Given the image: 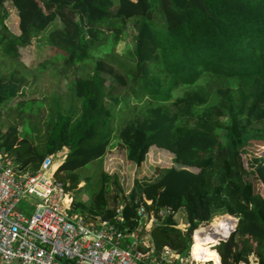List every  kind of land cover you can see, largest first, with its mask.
Masks as SVG:
<instances>
[{"label": "trees", "instance_id": "obj_1", "mask_svg": "<svg viewBox=\"0 0 264 264\" xmlns=\"http://www.w3.org/2000/svg\"><path fill=\"white\" fill-rule=\"evenodd\" d=\"M53 2L69 8L71 21L53 26ZM125 33L133 47L123 57L91 48L112 49ZM32 41L37 66L0 73V151L14 167L34 172L66 148L53 176L88 221L112 223L121 206L117 225L132 228L140 205L156 215L169 208L148 230L152 249L184 254L194 229L223 215L196 230L192 256L264 264V0H0V54L19 63ZM50 69L76 73L66 93L12 104ZM104 80L137 103L111 94ZM7 110L15 114L3 130ZM253 140L263 153L244 161ZM115 145L129 168L152 156L165 166L127 188L122 158L101 168ZM114 190L122 193L115 201Z\"/></svg>", "mask_w": 264, "mask_h": 264}, {"label": "built area", "instance_id": "obj_2", "mask_svg": "<svg viewBox=\"0 0 264 264\" xmlns=\"http://www.w3.org/2000/svg\"><path fill=\"white\" fill-rule=\"evenodd\" d=\"M53 158V155H48L34 172H24L14 169L8 154L0 151V262L212 264L211 261L193 257L192 244L186 255L168 246H163L157 256L148 250L121 247L120 239L127 236L133 238V244L139 241L138 230H124L117 225L123 223L121 207L116 208L112 223L98 217L88 221L83 214L73 211V193L53 177L56 169V166L51 165ZM21 200L33 204L32 213L17 208ZM171 212L169 208H162L156 216L148 215L141 205L136 215L141 226L147 229L157 225L160 219ZM202 225L201 228H205ZM216 242L212 244L213 248ZM256 263L257 259L250 256L247 261H239L237 264Z\"/></svg>", "mask_w": 264, "mask_h": 264}, {"label": "rangeland", "instance_id": "obj_3", "mask_svg": "<svg viewBox=\"0 0 264 264\" xmlns=\"http://www.w3.org/2000/svg\"><path fill=\"white\" fill-rule=\"evenodd\" d=\"M60 4H63L64 7L60 6ZM51 5L53 6L57 14V19L56 21H54L53 26L60 25V24L62 25L63 23L67 21H71L70 10L64 3L53 2ZM131 36L132 34H127V33L122 34L119 41L116 44H114L112 49H107L106 51L105 49L101 48V44L103 42L102 43L95 42L91 46V48H95L97 50L99 49V50H102V52L104 51L112 55L123 57L127 53V51L133 47V39L131 38ZM106 41H110V37H108ZM37 52L38 51L36 50L35 43L32 41L29 45L20 49L19 51L20 62L19 63L6 59L0 54V73H8L13 68L19 69L22 72H29L30 69H33L34 67L37 66V61L39 60V54ZM57 70L60 71L61 68H58ZM75 76H76V73H74L72 69L65 70L64 73L59 72L58 74L56 73V71L52 69L48 70L47 72L40 73L36 81L25 90V94H28V95L15 99L14 101H12V104H15V102H17L18 100H24L28 98L34 99L37 102L43 101V104H46L49 96L53 94H59L61 92L66 93L67 92L66 83L71 81L73 77ZM103 83L111 94L122 96L123 94L128 93L132 102L137 103V100L133 97V95H130L129 90L122 88V87H115V85H112L109 80H104ZM170 95L175 96V93H171ZM35 107H36V104H35ZM14 114H15L14 111H11V112H9L8 110L6 112L4 111V114H2V117H1V122H2L1 127L3 128V130H5V128L8 126L7 124L13 122L10 115H14ZM41 114H44L42 110H41ZM244 151H245L244 152L245 157L243 159L244 161L247 158H249L251 155H261L263 153V142L256 141V140L250 141L248 143V146L246 147V150ZM66 152H67L66 148L62 149V151L60 152H57V154L53 158L56 164V167H58L63 162ZM61 154H64V155L61 157ZM115 157L122 158V162L125 164V166H127L125 170V175L128 178V182L126 183L127 188L130 185V180L132 177L150 178L152 176H156L160 168L165 166V164H163L162 162L157 161L155 156H152L150 158L147 157L146 162L141 167L129 168L128 164L125 163V161L123 160L122 153L117 149V145H115L113 148H110L105 154V156L103 157L102 163H101L102 170L104 169L106 171H111L113 169V165L111 166L110 164H112ZM83 185H84L83 182H81L79 184V187H82ZM120 194L122 193H119L116 190L112 191L113 200L115 201L114 196H116V198H119ZM87 198L88 196L85 193H82L80 195V199L84 201ZM110 204H111V201H110ZM17 208L19 210H22L30 214L32 213L34 209V206L29 201L21 200L19 204L17 205ZM219 216H223V215H219ZM219 216H215L214 218H212V220L209 223L203 224L202 226L205 228H209L211 224L215 223V219ZM195 231L193 234H195ZM214 240L216 241L217 238ZM187 253L188 251H186L184 255H186Z\"/></svg>", "mask_w": 264, "mask_h": 264}, {"label": "crops", "instance_id": "obj_4", "mask_svg": "<svg viewBox=\"0 0 264 264\" xmlns=\"http://www.w3.org/2000/svg\"><path fill=\"white\" fill-rule=\"evenodd\" d=\"M111 41V40H110ZM91 220H93V218H90ZM137 224L135 227L129 228V227H123L124 230H138V235H139V241L135 244L132 243V237L127 236L125 238L120 239V246L122 247H126V246H130L132 248H138V249H143V250H148V251H152L155 254H158L160 250H153L152 249V243L149 237V232L148 230L150 229V227H148L147 229L142 227L140 224L139 219L136 220ZM196 232V231H195ZM194 235L193 234V239H194ZM194 241V240H193ZM0 264H3L2 262H0ZM14 264H18L17 262Z\"/></svg>", "mask_w": 264, "mask_h": 264}, {"label": "clouds", "instance_id": "obj_5", "mask_svg": "<svg viewBox=\"0 0 264 264\" xmlns=\"http://www.w3.org/2000/svg\"><path fill=\"white\" fill-rule=\"evenodd\" d=\"M57 168V167H56ZM148 202V201H147ZM141 206V205H140ZM142 206H144L143 204H142ZM119 207H121V206H118L117 207V209L119 208ZM145 207V206H144ZM146 209V208H145ZM137 210V209H136ZM159 210H157V212H158ZM146 212L148 213V211L146 210ZM148 215H153V216H156V214L155 213H148ZM137 216V215H136ZM138 217V216H137ZM139 219V218H138ZM152 227V226H151ZM150 227V228H151ZM197 229V228H196ZM195 230V229H194ZM192 235H193V232H192ZM192 235H191V243H190V246H191V244H192ZM218 235H220V234H218ZM217 235V236H218ZM217 242H216V244H215V246H214V250H216V245L221 241H218V240H216ZM190 246H189V249H190ZM189 249L187 250V251H189ZM217 251V250H216ZM217 254H218V256H219V253L217 252ZM219 263H220V256H219ZM221 264V263H220Z\"/></svg>", "mask_w": 264, "mask_h": 264}, {"label": "bare ground", "instance_id": "obj_6", "mask_svg": "<svg viewBox=\"0 0 264 264\" xmlns=\"http://www.w3.org/2000/svg\"><path fill=\"white\" fill-rule=\"evenodd\" d=\"M57 153H55V154H50V155H53L54 157H55V155H56ZM58 154H60V153H58ZM64 154H61V157L63 156ZM12 162V161H11ZM51 165H54V167L56 166V164H55V162H54V159H53V162H52V164ZM12 166H13V163H12ZM13 168L14 169H17L16 167H14L13 166ZM54 177V176H53ZM202 225V224H201ZM234 226L235 225H233L231 228H234ZM201 226H198V228H200ZM197 228V229H198ZM228 233H229V231H228ZM216 238H218V237H216ZM194 240V239H193ZM192 247H193V243H192ZM211 249H213V246H211ZM214 250V249H213ZM216 251V250H215ZM152 253V252H151ZM192 254V253H191ZM152 255H154L153 253H152ZM154 256H157V255H154ZM196 259H199V257H197Z\"/></svg>", "mask_w": 264, "mask_h": 264}, {"label": "water", "instance_id": "obj_7", "mask_svg": "<svg viewBox=\"0 0 264 264\" xmlns=\"http://www.w3.org/2000/svg\"><path fill=\"white\" fill-rule=\"evenodd\" d=\"M235 224H236V221H235ZM231 230H233V228H230V229H229V233H228L227 235H223V236L218 235L217 240H218V241H220V240H225V239L229 236Z\"/></svg>", "mask_w": 264, "mask_h": 264}]
</instances>
